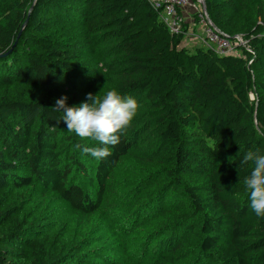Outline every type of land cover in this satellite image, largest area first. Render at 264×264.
<instances>
[{"label":"trees","instance_id":"1","mask_svg":"<svg viewBox=\"0 0 264 264\" xmlns=\"http://www.w3.org/2000/svg\"><path fill=\"white\" fill-rule=\"evenodd\" d=\"M204 2L248 50L182 46L184 32L171 33L149 0H0V264H125L103 245L90 250L107 234L93 222L116 169L153 212L179 218L154 238L148 264H264V217L244 184L254 165L240 166L249 150L264 154V0ZM111 89L142 107L98 160L86 152L96 142L67 131L52 107ZM22 189L47 198L46 215L29 201L35 210L10 225L22 211L2 196ZM59 205L97 241L63 234L58 253L47 250L48 227L62 229L48 209Z\"/></svg>","mask_w":264,"mask_h":264},{"label":"rangeland","instance_id":"2","mask_svg":"<svg viewBox=\"0 0 264 264\" xmlns=\"http://www.w3.org/2000/svg\"><path fill=\"white\" fill-rule=\"evenodd\" d=\"M124 177L125 175L120 169L114 170L111 175L104 207L93 222L95 227H99L107 234L104 235L103 240L100 242L101 244L97 243L91 246L90 250H96L100 245H103L104 249L114 253L113 256H109L110 258L106 256L108 259L125 264H148L150 257L158 253V242L154 238L175 227V223L179 218L165 212H153L155 209L148 207L150 205L149 202L146 203L136 197L135 187L129 186L131 184L128 181L126 182ZM2 198L6 207L11 205L16 212L18 207H20L22 211V213L15 215L17 218L10 220V225H14L15 220H17V223L22 221L21 214L30 215L35 210L34 205H38V209H40L43 216L46 215L48 200L44 197V205L40 203L39 200L43 197L33 189L11 191L2 196ZM29 201H33L34 205L28 204L24 209L25 204ZM175 206L177 205H174L172 210H175ZM58 208L59 210L56 212L54 209H48L50 217H59L62 229L53 230V226L52 229L48 227L49 231L47 233L51 235V238L47 239V250H51L52 246L55 245V241L59 237L61 238L63 234L65 240H71L72 242H75L74 239L83 240L87 243H95L97 241L98 236L96 235L95 227L87 229V227H84L86 224L81 223L78 216L67 214V209L64 205H59ZM150 209L154 210L151 211ZM140 214L143 215V218L139 217ZM52 235H54V240ZM77 244L78 246H83L82 243ZM55 248L51 251L58 253L55 252ZM34 249H28L24 255H29L31 258L36 257L38 251H34ZM188 250L189 246L185 245L176 254L180 256ZM59 253H61L60 250Z\"/></svg>","mask_w":264,"mask_h":264},{"label":"clouds","instance_id":"3","mask_svg":"<svg viewBox=\"0 0 264 264\" xmlns=\"http://www.w3.org/2000/svg\"><path fill=\"white\" fill-rule=\"evenodd\" d=\"M185 28L188 29L186 23ZM99 93H88L84 102L71 107L66 103L68 97L62 96L56 100L52 110L63 113L61 120L67 131L96 142L97 146L87 148L86 152L94 159L102 160L109 157L111 149L120 144L121 137L142 105L132 97L122 96L117 89L108 90L103 95ZM249 162L254 167L245 177L244 184L250 207L258 217H264V154L259 150H249L240 160V166Z\"/></svg>","mask_w":264,"mask_h":264},{"label":"built area","instance_id":"4","mask_svg":"<svg viewBox=\"0 0 264 264\" xmlns=\"http://www.w3.org/2000/svg\"><path fill=\"white\" fill-rule=\"evenodd\" d=\"M149 2L171 33L184 32L186 35L188 32L185 28L186 18L191 16L192 22L202 26L201 44L211 48L215 53L225 54L237 48L247 50L249 48L248 39L243 35L230 36L212 23L202 7L203 0H149Z\"/></svg>","mask_w":264,"mask_h":264},{"label":"crops","instance_id":"5","mask_svg":"<svg viewBox=\"0 0 264 264\" xmlns=\"http://www.w3.org/2000/svg\"><path fill=\"white\" fill-rule=\"evenodd\" d=\"M186 26L188 27V32L183 37L181 45L188 48L201 47L202 26L197 22H192L191 16L186 18Z\"/></svg>","mask_w":264,"mask_h":264},{"label":"water","instance_id":"6","mask_svg":"<svg viewBox=\"0 0 264 264\" xmlns=\"http://www.w3.org/2000/svg\"><path fill=\"white\" fill-rule=\"evenodd\" d=\"M203 9L206 11V8H205V2H204V0H203ZM0 56H2V55H0Z\"/></svg>","mask_w":264,"mask_h":264}]
</instances>
